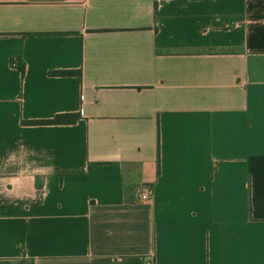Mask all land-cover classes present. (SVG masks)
Returning a JSON list of instances; mask_svg holds the SVG:
<instances>
[{
    "label": "crops",
    "instance_id": "crops-1",
    "mask_svg": "<svg viewBox=\"0 0 264 264\" xmlns=\"http://www.w3.org/2000/svg\"><path fill=\"white\" fill-rule=\"evenodd\" d=\"M149 262L264 264V0H0V264Z\"/></svg>",
    "mask_w": 264,
    "mask_h": 264
},
{
    "label": "trees",
    "instance_id": "trees-1",
    "mask_svg": "<svg viewBox=\"0 0 264 264\" xmlns=\"http://www.w3.org/2000/svg\"><path fill=\"white\" fill-rule=\"evenodd\" d=\"M15 61V60H13ZM13 65H16V61L13 62ZM22 73L25 70V64L22 63L19 65ZM80 72L77 70H53L51 71V75L53 76H72V75H79ZM80 113H66V114H57L51 119L47 120H36L31 121L34 124H74L80 119Z\"/></svg>",
    "mask_w": 264,
    "mask_h": 264
},
{
    "label": "built area",
    "instance_id": "built-area-1",
    "mask_svg": "<svg viewBox=\"0 0 264 264\" xmlns=\"http://www.w3.org/2000/svg\"><path fill=\"white\" fill-rule=\"evenodd\" d=\"M15 62V61H13ZM154 195V188L153 186L149 185H141L139 188V198L141 201H150L153 199ZM148 264H152V262H149Z\"/></svg>",
    "mask_w": 264,
    "mask_h": 264
}]
</instances>
